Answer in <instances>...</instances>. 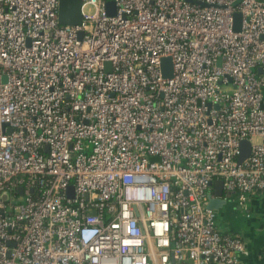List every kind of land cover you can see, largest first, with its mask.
Here are the masks:
<instances>
[{
	"label": "built area",
	"instance_id": "2783aa9c",
	"mask_svg": "<svg viewBox=\"0 0 264 264\" xmlns=\"http://www.w3.org/2000/svg\"><path fill=\"white\" fill-rule=\"evenodd\" d=\"M217 180L264 194V0H0V264H240Z\"/></svg>",
	"mask_w": 264,
	"mask_h": 264
},
{
	"label": "crops",
	"instance_id": "0c3cea01",
	"mask_svg": "<svg viewBox=\"0 0 264 264\" xmlns=\"http://www.w3.org/2000/svg\"><path fill=\"white\" fill-rule=\"evenodd\" d=\"M216 212V228L220 233L239 234L246 245L240 264H264V194L256 192L239 207L233 193Z\"/></svg>",
	"mask_w": 264,
	"mask_h": 264
},
{
	"label": "water",
	"instance_id": "95a60500",
	"mask_svg": "<svg viewBox=\"0 0 264 264\" xmlns=\"http://www.w3.org/2000/svg\"><path fill=\"white\" fill-rule=\"evenodd\" d=\"M81 3L82 0H58V23L62 25H79L81 23ZM106 9L108 14L114 13L112 1L106 2ZM233 19V30L239 31L241 29V14L239 12L234 13ZM78 37H81V32H79ZM161 73L164 78L172 76V61L170 57H163L161 59ZM249 151L250 142L242 140L239 144L238 162L246 158ZM19 192H21V188H19ZM225 203L226 198L223 196L222 182L221 180H217L214 196L209 198L207 207L218 210Z\"/></svg>",
	"mask_w": 264,
	"mask_h": 264
},
{
	"label": "rangeland",
	"instance_id": "374dc122",
	"mask_svg": "<svg viewBox=\"0 0 264 264\" xmlns=\"http://www.w3.org/2000/svg\"><path fill=\"white\" fill-rule=\"evenodd\" d=\"M89 10L92 11L93 10V7H90Z\"/></svg>",
	"mask_w": 264,
	"mask_h": 264
}]
</instances>
